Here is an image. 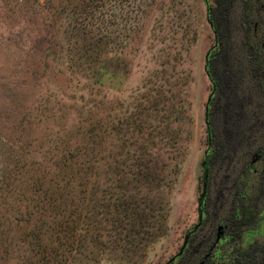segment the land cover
<instances>
[{
  "label": "rangeland",
  "instance_id": "374dc122",
  "mask_svg": "<svg viewBox=\"0 0 264 264\" xmlns=\"http://www.w3.org/2000/svg\"><path fill=\"white\" fill-rule=\"evenodd\" d=\"M216 6L0 0V264H264V0H233L223 19L245 107L225 122L233 99L218 95L211 141ZM82 32L114 39L107 85L70 74ZM91 121L96 173L42 177Z\"/></svg>",
  "mask_w": 264,
  "mask_h": 264
},
{
  "label": "trees",
  "instance_id": "16d2710c",
  "mask_svg": "<svg viewBox=\"0 0 264 264\" xmlns=\"http://www.w3.org/2000/svg\"><path fill=\"white\" fill-rule=\"evenodd\" d=\"M233 5V0H217V6L212 9L209 7V22L215 32L217 42L215 46L210 50L206 58L205 71L212 83V93L208 101L205 119L208 127L209 139L213 141L214 131L212 128L211 115L209 107L212 105L215 98L218 95H224L226 91H229L230 98L232 101H227L224 105L225 112V122L229 120V114L241 111L245 107V99L238 96V83L233 82L231 77L234 74L231 73L232 67L229 63L228 50L223 48L221 42H223L222 29L221 26L224 23L223 19L228 16L229 11ZM73 41L69 42V51L71 59H73V65L69 69L70 74L78 73L79 71L85 72L84 77H89L93 79L95 83H100L101 85H107L112 81V66L113 58L111 54L114 50V39L111 34H73ZM215 56L211 59V54L215 52ZM79 59H84V62H79ZM76 70V71H74ZM78 71V72H77ZM87 79V78H86ZM69 99L75 100L74 96H68ZM219 101V100H218ZM216 102V107L220 106V102ZM230 125L233 126L231 130L237 132L236 126L237 122H233ZM82 128V130H81ZM81 137H76L77 139L69 138L64 141L63 147L61 145H55L49 150L51 163L42 172L41 176H61V177H76L80 173H86L88 175H93L97 171V147L96 133L94 123L91 121L89 127L80 126ZM76 136H80L78 132L74 133ZM71 139V140H70ZM71 141H74L72 147H67ZM210 154L206 156L203 163L204 167V187L207 183V175L209 173V158ZM107 171L110 170V165L106 162ZM133 166V165H131ZM34 176V175H33ZM37 178V177H36ZM38 179V178H37ZM9 180V179H8ZM8 191L13 190L14 183L7 181ZM206 190V188H205ZM2 193L0 194V198Z\"/></svg>",
  "mask_w": 264,
  "mask_h": 264
},
{
  "label": "flooded vegetation",
  "instance_id": "af4514ba",
  "mask_svg": "<svg viewBox=\"0 0 264 264\" xmlns=\"http://www.w3.org/2000/svg\"><path fill=\"white\" fill-rule=\"evenodd\" d=\"M259 158H261V156H259ZM259 158H256V159H257L258 161H260L261 159H259ZM257 160H256V161H257ZM256 161L252 160V161H251V166H252V162L254 163V162H256Z\"/></svg>",
  "mask_w": 264,
  "mask_h": 264
}]
</instances>
